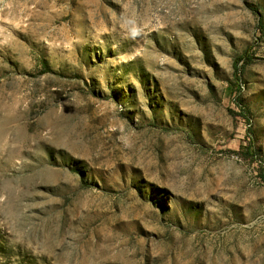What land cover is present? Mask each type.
I'll list each match as a JSON object with an SVG mask.
<instances>
[{"label": "rangeland", "instance_id": "rangeland-1", "mask_svg": "<svg viewBox=\"0 0 264 264\" xmlns=\"http://www.w3.org/2000/svg\"><path fill=\"white\" fill-rule=\"evenodd\" d=\"M0 264H264V0H0Z\"/></svg>", "mask_w": 264, "mask_h": 264}]
</instances>
